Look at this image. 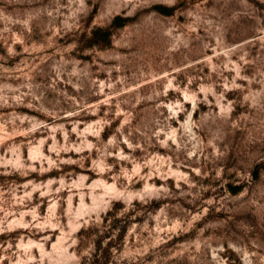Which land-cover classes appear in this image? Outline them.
<instances>
[{"label": "rangeland", "instance_id": "rangeland-1", "mask_svg": "<svg viewBox=\"0 0 264 264\" xmlns=\"http://www.w3.org/2000/svg\"><path fill=\"white\" fill-rule=\"evenodd\" d=\"M0 264H264V0H0Z\"/></svg>", "mask_w": 264, "mask_h": 264}]
</instances>
